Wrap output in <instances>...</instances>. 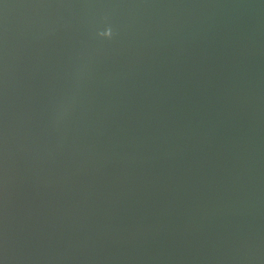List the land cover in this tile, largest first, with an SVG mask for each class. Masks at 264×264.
Segmentation results:
<instances>
[{
	"label": "water",
	"instance_id": "water-1",
	"mask_svg": "<svg viewBox=\"0 0 264 264\" xmlns=\"http://www.w3.org/2000/svg\"><path fill=\"white\" fill-rule=\"evenodd\" d=\"M0 264H264V0H0Z\"/></svg>",
	"mask_w": 264,
	"mask_h": 264
}]
</instances>
